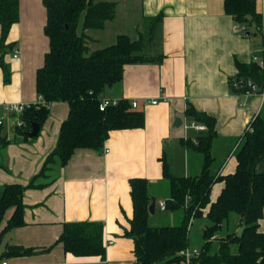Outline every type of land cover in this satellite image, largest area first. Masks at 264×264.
Segmentation results:
<instances>
[{
    "label": "crops",
    "instance_id": "obj_1",
    "mask_svg": "<svg viewBox=\"0 0 264 264\" xmlns=\"http://www.w3.org/2000/svg\"><path fill=\"white\" fill-rule=\"evenodd\" d=\"M43 1L18 0L19 20L7 35L6 42L13 48L4 60L10 71L7 84L0 68V132L7 141L0 146V190L6 185L26 186L41 171L46 157L56 147L60 126L69 111L65 102L49 104V115L39 126L37 136L24 141L15 131L20 127L19 117L4 110L7 105L43 102L35 90L36 71L43 65L49 49L44 34ZM103 1L115 2V17L103 30L84 32L89 51L113 44L120 34L137 41L143 34L142 22L158 15L162 18L155 31L156 38L147 44L145 53L146 58L157 62L124 66L122 80L106 88L101 97L137 101L135 110L143 112L145 124L143 128L111 131L101 151L75 150L54 182L43 189L24 191L25 225L3 234L0 253L6 245L53 247L47 253L9 259V264H135L133 242L124 235L132 218L130 180L142 178L151 183L152 198L157 204L168 195V185L163 179L164 160L174 177L200 172L199 156L180 143L181 139L200 132L184 128L192 124L185 115L187 106L215 119L217 138L213 155L216 163L224 161L222 175L235 172L236 142L263 111L257 94H237L229 86V79L234 80L239 73L236 63L252 65L251 50L258 37L232 33L235 23L224 13L223 0ZM256 8L261 13L264 0H256ZM116 21L126 23V30L117 31L112 25ZM14 51L17 57H13ZM162 99L166 102L162 103ZM152 100L157 104H150ZM256 171L264 174V158ZM223 185L222 182L213 185L211 202L217 199ZM157 211L150 215L153 226L174 222L172 213L159 211L156 215ZM207 211L208 206L202 218ZM12 213L13 208L5 211L0 234ZM83 222L103 225V261L77 260L64 253L62 244L54 245L65 223ZM259 225L262 230L264 217ZM224 226L226 229V223Z\"/></svg>",
    "mask_w": 264,
    "mask_h": 264
},
{
    "label": "trees",
    "instance_id": "obj_2",
    "mask_svg": "<svg viewBox=\"0 0 264 264\" xmlns=\"http://www.w3.org/2000/svg\"><path fill=\"white\" fill-rule=\"evenodd\" d=\"M43 4L46 9L44 34L49 40V49L35 76V90L43 102L29 105L22 112L16 134L26 141L31 124L41 127L53 102L67 103L69 111L60 126L56 147L46 157L41 171L26 186L6 185L0 190V223L5 211L13 208L0 240L4 233L25 225L24 191L43 189L54 182L75 150L101 151L111 131L143 128L144 114L133 109L131 101L119 99L103 111L99 105L106 88L122 80L124 66L157 62L146 58L144 51L162 20L160 15L145 20V31L137 41L120 34L113 44L89 51L84 32L103 30L115 17V2L44 0ZM223 10L234 23L249 28L260 26L256 0H223ZM18 20V0H0V68L5 84L10 81V71L4 60L13 48L6 42L7 35ZM252 35H257V31L253 30ZM236 66L237 77L229 79L233 91L244 83L240 72L251 75L255 69L254 65L246 67L236 63ZM185 115L189 123L205 127L193 137L180 140L188 151L199 156L200 172L174 177L163 161V179L168 185V195L163 200L166 212L172 213L175 220L157 226L151 223L148 211L153 185L142 178L130 180L132 218L124 235L133 242L135 264H181L180 253L189 247L191 220L201 219L207 206L205 218L210 224L202 231L200 255L191 264H264V228L260 230L259 225L264 217V174L256 171L257 164L264 158V110L248 124L249 128L236 142L233 155L237 166L234 173L227 175L221 174L224 161L216 163L213 155L217 138L215 119L195 111L191 105L185 109ZM6 142L0 132V146H5ZM218 182L224 184L223 188L211 202V189ZM223 223H226V232L218 237ZM56 244H62L64 253L77 260L105 259L104 228L100 223H65ZM52 247L6 245L0 253V264L12 258L47 253Z\"/></svg>",
    "mask_w": 264,
    "mask_h": 264
},
{
    "label": "built area",
    "instance_id": "obj_3",
    "mask_svg": "<svg viewBox=\"0 0 264 264\" xmlns=\"http://www.w3.org/2000/svg\"><path fill=\"white\" fill-rule=\"evenodd\" d=\"M261 15V23L259 27H247L246 25L243 24H239V23H235L232 27V33L235 35H243L247 37H251L254 36L252 35V31L256 30L257 31V35H255V37H258V43L256 46H254L251 50V60L250 63L252 65L255 66V69L258 71L259 75H260V86L256 87L253 86L252 87V92H254L255 94H257L260 99H261V104L264 110V10L261 11L260 13ZM250 32V33H248ZM13 57H17V52L14 51V55ZM41 99V97H40ZM118 100H107V99H102L101 98V102L99 105V109L101 111H103L107 106L109 105H115L117 103ZM162 103L166 102V99H162L161 100ZM150 104L152 105H156L157 101L156 100H152L150 101ZM131 107L133 109H135L137 107V101H131ZM28 108V106L23 105V104H13V105H7L4 107V110L8 113L14 114L17 116V118L22 114V112ZM18 125H21V122L18 121ZM1 124V121H0ZM184 128H191V129H195L196 131H203L205 130L204 126L201 125H196L194 123L190 124L189 126H184ZM249 128V125L246 127V129ZM107 152V151H106ZM156 208L161 211L164 212L166 211L165 208V202L164 200L162 201H158V203L156 204ZM180 255L183 257V264H191V261L195 258H198L200 255V249H186L184 251H182L180 253ZM2 264H7L6 261L2 262Z\"/></svg>",
    "mask_w": 264,
    "mask_h": 264
},
{
    "label": "rangeland",
    "instance_id": "obj_4",
    "mask_svg": "<svg viewBox=\"0 0 264 264\" xmlns=\"http://www.w3.org/2000/svg\"><path fill=\"white\" fill-rule=\"evenodd\" d=\"M125 19H127V17H125ZM112 25H114V28L117 29V31H119L120 28L121 29L123 28L124 30H126V28H127V24L126 23L122 24V23H119V21L114 22ZM146 25H147V23H143L142 22V31H143V33L145 31ZM94 35H97V32H95ZM240 36H243V35H240ZM154 37L156 38V34L153 36V39H154ZM146 48H147V46H146ZM146 48H145L144 53H146ZM159 213L160 212L157 211L156 215H159ZM191 221L192 222L189 225V247H188V249H190V250L199 249L201 247L202 242H203L202 241V230H203L204 226L205 225H209L210 222L205 217L201 218V219H198V218L197 219H192ZM225 231H226V229H225V226H224V227H222L221 232L218 233V236H223L225 234ZM181 264H183V263H181Z\"/></svg>",
    "mask_w": 264,
    "mask_h": 264
},
{
    "label": "water",
    "instance_id": "obj_5",
    "mask_svg": "<svg viewBox=\"0 0 264 264\" xmlns=\"http://www.w3.org/2000/svg\"><path fill=\"white\" fill-rule=\"evenodd\" d=\"M247 35V34H246ZM241 76L244 79V83L241 87L236 88L234 90L235 93L237 94H250L252 93V87L256 86L259 87L260 86V75L258 73V71L256 69H254V71L252 72L251 75L244 73V72H240ZM39 125L37 123H32L31 124V131L29 133H27L29 138H35L39 132ZM148 211L150 213V215H153L156 211V200L155 198H151V203L149 205Z\"/></svg>",
    "mask_w": 264,
    "mask_h": 264
}]
</instances>
